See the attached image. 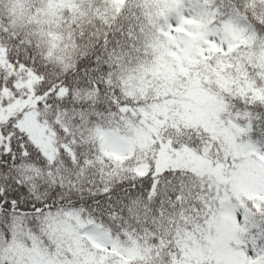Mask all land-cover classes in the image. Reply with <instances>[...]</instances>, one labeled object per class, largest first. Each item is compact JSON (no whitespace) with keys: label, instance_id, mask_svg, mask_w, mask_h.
<instances>
[{"label":"snow or ice","instance_id":"obj_1","mask_svg":"<svg viewBox=\"0 0 264 264\" xmlns=\"http://www.w3.org/2000/svg\"><path fill=\"white\" fill-rule=\"evenodd\" d=\"M0 264H264V0H0Z\"/></svg>","mask_w":264,"mask_h":264}]
</instances>
